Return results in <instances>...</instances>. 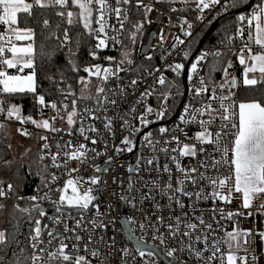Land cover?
<instances>
[{
  "label": "built area",
  "instance_id": "1",
  "mask_svg": "<svg viewBox=\"0 0 264 264\" xmlns=\"http://www.w3.org/2000/svg\"><path fill=\"white\" fill-rule=\"evenodd\" d=\"M84 1L104 14L89 28L96 44L88 77L98 81L70 128L37 120L59 112L54 100L39 101L33 118L6 109L4 77L22 65L8 63L13 39L0 5V125L37 134L44 169L29 189L0 186V212L8 200L52 207L48 215L35 213L23 236L27 264H171L132 242L125 221L139 242L176 264H264V192L246 196L237 185L236 91L244 83L232 76L250 54L264 51L249 40L261 7L241 15L227 41L201 49L186 84L182 78L186 99L176 104L170 86L183 74L190 42L232 0L208 2L198 20L157 0ZM61 38L65 46L68 35ZM224 55L228 64L212 81L210 61Z\"/></svg>",
  "mask_w": 264,
  "mask_h": 264
},
{
  "label": "trees",
  "instance_id": "2",
  "mask_svg": "<svg viewBox=\"0 0 264 264\" xmlns=\"http://www.w3.org/2000/svg\"><path fill=\"white\" fill-rule=\"evenodd\" d=\"M248 1L232 0L225 5L217 16L221 24L210 35L204 48L227 41L237 32L241 16L230 17V14ZM262 1L256 0L254 5L261 7ZM73 3V0H67L65 4L56 1H51L50 4H33L28 11L19 13L18 26L33 31L32 71L36 86L34 91L5 92L4 101L8 111L18 109L25 117H36L39 99H43L56 101L58 110L64 114L76 106L78 116L96 96V94L93 97L82 95V79L89 76L88 68L95 62L90 56V51L95 46L96 39L80 19L67 17V12L73 7ZM92 6V23L98 26L103 22L104 14L98 9L97 3ZM160 6L166 10H172L175 15H184L198 20L200 7L190 3L162 2ZM210 25L202 26L190 42L188 54L183 59L184 63L192 55L200 38ZM65 33L68 39L65 40V46H62L61 36ZM227 64L226 55L210 61L212 81L221 78ZM93 81L92 84L97 86L98 80L93 78ZM173 82L170 86V91L174 95L172 103L178 104L184 91L182 73H178ZM236 96L239 101H258L264 106V81L244 85L236 91ZM36 147L39 148V145L37 144ZM32 152L26 162L14 161L5 166L12 159L13 150L6 136V127L0 125V186H7L10 183L14 190L29 189L37 182L38 173L44 169L38 163L39 149ZM4 210L5 208L0 212V220ZM1 222L3 237L0 241V264H27L29 249L23 242V236L32 230L33 216L17 206L14 211L6 213Z\"/></svg>",
  "mask_w": 264,
  "mask_h": 264
},
{
  "label": "crops",
  "instance_id": "3",
  "mask_svg": "<svg viewBox=\"0 0 264 264\" xmlns=\"http://www.w3.org/2000/svg\"><path fill=\"white\" fill-rule=\"evenodd\" d=\"M48 1V4L52 0ZM212 0H208L210 2ZM73 7L68 10L67 16L69 19H80L84 26L88 29L92 25L93 8L84 0H73ZM162 2H173L170 0H159ZM33 4H38L36 0H0V5L4 7L1 16L5 19L8 25V33L13 39L11 45L10 55L8 57V63L10 66L17 64L22 65V70L18 73H10L5 76L3 80V86L6 92L16 91H34L36 82L35 75L32 71L33 60L32 55L33 49V31L28 28H21L18 26L17 19L20 12L28 11ZM41 5V4H40ZM201 7V6H200ZM264 9L263 3H261V15L260 25L255 29L250 30L249 40L253 45L259 46L264 43ZM264 45V44H262ZM264 47V46H263ZM242 73V72H241ZM29 78L31 83H29ZM242 78V76H241ZM243 80V79H242ZM264 81V75L259 76L258 81ZM256 82V83H257ZM244 83V81H243ZM254 83V84H256ZM32 84V89H30ZM244 85H246L244 83ZM252 85V84H251ZM19 112L20 110H12ZM239 121H240V135L235 145V171L237 174V185L239 188V179L242 177L250 176L252 172H247L252 169L253 164L245 159L244 156V140L248 134L251 133L252 129L258 130L264 136V106L258 101H239ZM8 128V127H7ZM19 135V134H18ZM253 170V169H252ZM255 173L257 170L255 169ZM245 175V176H243ZM254 191H262L260 187H256ZM246 196L254 193L244 192L243 189L239 188ZM264 192V191H263Z\"/></svg>",
  "mask_w": 264,
  "mask_h": 264
},
{
  "label": "rangeland",
  "instance_id": "4",
  "mask_svg": "<svg viewBox=\"0 0 264 264\" xmlns=\"http://www.w3.org/2000/svg\"><path fill=\"white\" fill-rule=\"evenodd\" d=\"M36 1L38 2V4H48V1L45 0H36ZM170 1L190 3L197 7L200 6L203 7L208 3V0H170ZM262 3L264 9V0L262 1ZM262 44H259V47H263L264 45ZM193 68L194 65H192V69ZM241 69L242 71H240L239 69L234 70L232 76L236 78L242 76V79L246 85H251L256 83L258 81L259 76L264 75V51L256 50L255 52L250 54L249 59L245 62L244 65H242ZM97 71L98 69H95V72ZM93 82H94L93 78L88 77L86 79V77H84L82 79V87H83L82 95H84L83 97H90L91 95L93 96L95 94L97 86L93 85L92 84ZM29 83H31L30 78H29ZM29 86L30 89H32V84H30ZM39 101L43 102V99H39ZM63 115L64 118L62 119V122H60L61 124H59L56 121L57 117L59 116V118H61ZM76 119H77V107L75 106L69 111H67L65 114L62 111H59L58 113H55L51 118L48 115H42L39 116L37 120L41 123H45L48 128L50 127L51 123L53 124L54 128H70L73 126ZM6 136H8L9 143L11 144L13 150V157L10 161H8V163L5 164V166L9 165L11 162L14 161L26 162V160L29 159L31 153H33L32 151L39 149L38 147H36L38 144L37 134L33 136L25 137L23 135H18V132L15 131L12 127H8L6 128ZM244 143H245L244 156L245 159H247L253 164L252 167L253 170L251 169L247 171V172H252L250 176L246 177L245 175H243L245 177L239 179V183H238L240 185L239 188L243 189L244 192H247V194L254 192L257 189L256 187H260L261 190L264 191V136L258 130L252 129L251 133L248 134L247 137L245 138ZM255 169L257 170V173H255ZM68 201L74 204L79 203V199L73 196H69ZM26 203L27 202L24 200L22 201L8 200L4 207L5 210L3 216L10 211H14L15 207L17 206L22 209L26 208L27 207ZM86 204H89L88 200ZM1 220H0V241L3 237V231L1 229L2 227Z\"/></svg>",
  "mask_w": 264,
  "mask_h": 264
},
{
  "label": "water",
  "instance_id": "5",
  "mask_svg": "<svg viewBox=\"0 0 264 264\" xmlns=\"http://www.w3.org/2000/svg\"><path fill=\"white\" fill-rule=\"evenodd\" d=\"M256 0H249L248 3H246L244 6L242 7H239V8H236L234 9L231 14H230V17H237V16H241L243 14H245L246 12H248L251 7L255 4ZM221 24V21L219 19H216L210 26L209 28L207 29V31L202 35V37L200 38L197 46H196V49L194 50V52L192 53V55L189 57V59L187 60L186 62V65L184 67V70H183V74H182V78H183V83L186 84V79H187V72H188V69L191 65V63L193 62V60L196 58V56L199 54V52L201 51V49L204 47L206 41L208 40V38L210 37V35L220 26ZM227 87L228 88H233L234 87V78H231L228 83H227ZM186 96H187V93L186 91L184 92L183 94V97H182V101H181V104L185 101L186 99ZM181 106V105H180ZM180 109V107L178 108V110ZM52 207L51 206H47V207H42V206H39V205H35V206H32L30 209L28 208H23L24 211H26L28 214H31V213H41L43 215H48L51 211ZM64 210V209H63ZM42 221V218H40L39 220V223ZM124 226L126 228V231H127V234L129 236V238L132 240V242H134L138 247H140L141 249H144V250H148L150 252H153L155 253L156 255L160 256L161 258L163 259H166L168 262H170L171 264H176V263H173L171 260L167 259L164 255V253L162 251H160L159 249H157L156 247H152V246H149V245H146V244H143L141 242H139L130 232L129 228H128V225H127V222L125 221L124 223Z\"/></svg>",
  "mask_w": 264,
  "mask_h": 264
},
{
  "label": "flooded vegetation",
  "instance_id": "6",
  "mask_svg": "<svg viewBox=\"0 0 264 264\" xmlns=\"http://www.w3.org/2000/svg\"><path fill=\"white\" fill-rule=\"evenodd\" d=\"M26 208L30 209L29 207H26ZM34 214L35 213H31V214H28V215L33 216V219H34Z\"/></svg>",
  "mask_w": 264,
  "mask_h": 264
}]
</instances>
